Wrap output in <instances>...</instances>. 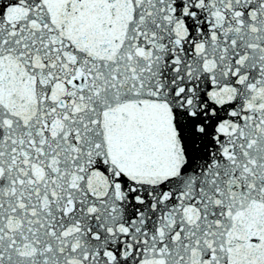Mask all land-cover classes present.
Segmentation results:
<instances>
[{"label": "snow or ice", "instance_id": "6c2138e0", "mask_svg": "<svg viewBox=\"0 0 264 264\" xmlns=\"http://www.w3.org/2000/svg\"><path fill=\"white\" fill-rule=\"evenodd\" d=\"M0 264H264V0H0Z\"/></svg>", "mask_w": 264, "mask_h": 264}]
</instances>
